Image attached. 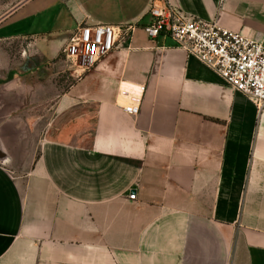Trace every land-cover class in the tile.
I'll return each instance as SVG.
<instances>
[{
  "label": "crops",
  "instance_id": "crops-1",
  "mask_svg": "<svg viewBox=\"0 0 264 264\" xmlns=\"http://www.w3.org/2000/svg\"><path fill=\"white\" fill-rule=\"evenodd\" d=\"M165 1L264 44V0ZM150 4L28 0L0 21L13 27L0 40L27 38L49 61L79 25L138 26L58 94L28 166L0 145V264H264V111L170 38L150 40ZM141 86L133 116L119 90ZM75 108L93 119L86 145L49 129ZM21 111L11 124L28 136L39 117Z\"/></svg>",
  "mask_w": 264,
  "mask_h": 264
},
{
  "label": "built area",
  "instance_id": "built-area-1",
  "mask_svg": "<svg viewBox=\"0 0 264 264\" xmlns=\"http://www.w3.org/2000/svg\"><path fill=\"white\" fill-rule=\"evenodd\" d=\"M151 0V20L142 26L150 40L170 38L176 47L213 70L233 91L249 98L264 111V44L242 32L229 30L194 16L167 1ZM136 24L79 25L71 33L63 53L72 75L79 79L119 46H129ZM143 86L122 88L119 93L131 102L122 106L133 116L140 111ZM130 190L128 197L135 199Z\"/></svg>",
  "mask_w": 264,
  "mask_h": 264
},
{
  "label": "rangeland",
  "instance_id": "rangeland-1",
  "mask_svg": "<svg viewBox=\"0 0 264 264\" xmlns=\"http://www.w3.org/2000/svg\"><path fill=\"white\" fill-rule=\"evenodd\" d=\"M26 1L0 0V21ZM9 24L10 21H7L0 25V37L10 34L13 27ZM77 80L63 51L56 60L49 61L35 52L27 38L0 40V119L8 122L7 127L1 129L3 143L0 145L10 156L13 169L28 166L35 158L36 130H41L56 115L52 105L58 94ZM26 106L29 114L39 117L37 127L31 129L32 134L29 130L28 136L23 126L17 124L14 127L11 124L15 120L19 122L21 109ZM82 116L83 110L75 108L55 118L51 121L50 132L62 129L66 132L67 140L86 145L93 131V119L84 122Z\"/></svg>",
  "mask_w": 264,
  "mask_h": 264
},
{
  "label": "water",
  "instance_id": "water-1",
  "mask_svg": "<svg viewBox=\"0 0 264 264\" xmlns=\"http://www.w3.org/2000/svg\"><path fill=\"white\" fill-rule=\"evenodd\" d=\"M2 156H3V153H2V151L0 149V159L2 158Z\"/></svg>",
  "mask_w": 264,
  "mask_h": 264
}]
</instances>
